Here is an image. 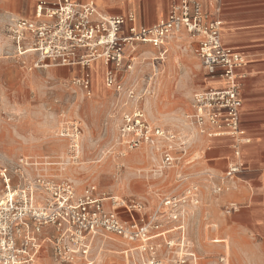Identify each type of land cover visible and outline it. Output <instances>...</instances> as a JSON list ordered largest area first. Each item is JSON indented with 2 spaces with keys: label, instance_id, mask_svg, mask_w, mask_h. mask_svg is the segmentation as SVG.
<instances>
[{
  "label": "rangeland",
  "instance_id": "374dc122",
  "mask_svg": "<svg viewBox=\"0 0 264 264\" xmlns=\"http://www.w3.org/2000/svg\"><path fill=\"white\" fill-rule=\"evenodd\" d=\"M79 1H93L106 15L133 13L138 22L145 24L162 19L171 3V0ZM34 3L35 0H0V63L11 60L19 67L18 72L6 69L0 74V173L6 169L13 183L23 175L41 179L50 186L70 182L77 194L95 186L100 196L118 197L125 206L141 203V213L148 216L164 196L184 188L185 183L178 175L189 165L163 167L162 153L167 145L164 141L126 150L120 136L124 115L139 109L153 127L187 135L193 144L187 159H195L194 129L186 123L185 114L190 111L193 93L206 87L209 77L194 54L192 39L185 32L177 39L171 38L164 57L160 56L161 49L137 44L133 69L123 74L125 88L135 91L133 98L126 89L117 91L106 86L104 65L92 76L89 96L71 82L81 72L79 68L29 69L11 57L6 33L8 17H32ZM3 183L0 174V194ZM200 183L203 187L200 204L186 208L185 247L177 245L175 231L167 233L175 245L169 247L164 239L157 240V262L221 264L224 254L227 264H264L263 248L254 249L246 239L234 238L229 233L223 195H214L208 185ZM105 204L111 207L112 200L107 199ZM120 210L128 215L124 208ZM162 220L164 229L171 226L165 217ZM103 242L97 243L93 264H151L152 257L140 252L137 243L121 239L117 243ZM42 258L39 264H54L49 255Z\"/></svg>",
  "mask_w": 264,
  "mask_h": 264
},
{
  "label": "built area",
  "instance_id": "2783aa9c",
  "mask_svg": "<svg viewBox=\"0 0 264 264\" xmlns=\"http://www.w3.org/2000/svg\"><path fill=\"white\" fill-rule=\"evenodd\" d=\"M33 8L32 17H8L6 33L11 57L29 69L77 67L81 72L71 82L89 96L96 63L104 65L106 86L122 91L126 89L123 74L133 69L137 44L161 49L160 56L164 57L170 39L185 32L210 79L206 87L193 93L190 111L185 114L186 123L195 132L210 137L242 133L237 69L245 59L223 45L222 19L206 11L200 1L171 0L168 13L152 25L138 22L133 13L103 14L93 1L35 0ZM126 91L130 97L135 96L134 89ZM120 136L128 151L143 144L166 142L162 153L165 168L192 163L187 159L190 138L153 127L139 109L124 115ZM240 172L241 164L232 163L222 174L206 172L204 183L218 196L231 187ZM0 174L4 182L0 194V264H37L45 255L54 264H93L92 250L99 236L137 243L140 252L152 257L150 263L158 264L157 240L164 239L169 247L175 245L167 233L181 231L177 245L185 247L186 208L198 206L203 192L196 175L181 172L178 178L184 181V188L164 196L157 208L145 216L141 203L125 206L124 200L100 196L95 186L77 194L70 182L50 186L41 179L23 175L13 183L6 169ZM107 199L112 200L111 207L105 204ZM120 208L128 215H123ZM240 208L235 201L224 204L228 215ZM162 217L170 227L164 229ZM185 262L183 259L182 263ZM226 262L221 257L220 263Z\"/></svg>",
  "mask_w": 264,
  "mask_h": 264
},
{
  "label": "crops",
  "instance_id": "0c3cea01",
  "mask_svg": "<svg viewBox=\"0 0 264 264\" xmlns=\"http://www.w3.org/2000/svg\"><path fill=\"white\" fill-rule=\"evenodd\" d=\"M198 1L203 4L206 11L222 19L223 45L241 53L245 59L237 69L241 84L242 133L236 136L226 133L210 137L194 131L196 144L194 152L197 156L191 165H187V170L182 172L196 175L198 180L204 183L206 172L222 174L232 163L241 164V172L232 181L231 187L222 193L225 203L235 201L241 206L238 211L228 216V231L234 238L246 239L254 249H264V0ZM101 66L102 64L98 62L95 69ZM6 69L12 72L19 71V67L11 60L1 61L0 74L3 75ZM192 145L191 143L190 146L193 147ZM175 232L177 233L175 237L179 240L182 232L178 230ZM99 240L104 241L103 243L108 240L117 243L120 238L99 236L92 255ZM130 249L135 250V247ZM222 257L228 261L226 255L223 254Z\"/></svg>",
  "mask_w": 264,
  "mask_h": 264
},
{
  "label": "bare ground",
  "instance_id": "6f19581e",
  "mask_svg": "<svg viewBox=\"0 0 264 264\" xmlns=\"http://www.w3.org/2000/svg\"><path fill=\"white\" fill-rule=\"evenodd\" d=\"M178 37H181V35H180V33H177L176 35H174L172 38L173 39H177ZM209 82H210V79L208 80ZM214 83H216V81L214 82ZM193 132V131H192ZM191 135H192V133H191ZM116 199H118L117 197H115ZM40 260V259H39ZM39 260H37V264H39ZM158 264H161V263H158Z\"/></svg>",
  "mask_w": 264,
  "mask_h": 264
}]
</instances>
